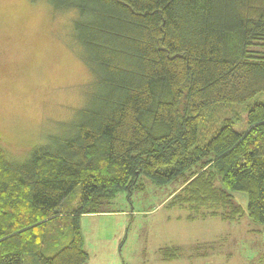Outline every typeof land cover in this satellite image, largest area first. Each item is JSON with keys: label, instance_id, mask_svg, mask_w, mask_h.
I'll list each match as a JSON object with an SVG mask.
<instances>
[{"label": "trees", "instance_id": "1", "mask_svg": "<svg viewBox=\"0 0 264 264\" xmlns=\"http://www.w3.org/2000/svg\"><path fill=\"white\" fill-rule=\"evenodd\" d=\"M47 2L54 11H75L74 41L92 80L73 118L26 159L14 161L0 146V264H23L26 254L35 264H83L80 215L99 213L120 189L139 188L141 176L184 183L210 155L224 188L246 193L248 216L264 224V102L248 109L245 131L226 120L198 142L204 110L264 92V58L252 53L264 45V0ZM76 188L68 236L57 241L54 221ZM184 197L167 203L193 210ZM227 197L219 191L216 202ZM232 206L219 218L242 215ZM191 212L189 220L211 216ZM163 251L168 260L179 250Z\"/></svg>", "mask_w": 264, "mask_h": 264}, {"label": "rangeland", "instance_id": "2", "mask_svg": "<svg viewBox=\"0 0 264 264\" xmlns=\"http://www.w3.org/2000/svg\"><path fill=\"white\" fill-rule=\"evenodd\" d=\"M74 16L73 10L54 11L47 0H0V146L14 161L26 159L85 102L92 76L74 41ZM252 51L264 58V45ZM262 102L264 92L245 102L208 107L199 122L198 142H206L226 120L239 132L245 131L248 109ZM206 160L207 164L194 167L184 183L175 179L152 184L141 176L139 188L120 189L98 205L99 213L84 214L80 229L89 256L85 264H143L145 254H153L155 233L163 231L167 236L177 228L183 255L176 264H264V224L248 216L246 193L224 188L214 167L215 156ZM201 173L208 176L206 183H189ZM75 191L65 198L54 221L52 234L57 241L68 236L64 235L67 220L79 201V188ZM219 191L224 197L228 193V200L216 202ZM174 195L193 202V210L189 205L168 208ZM226 204L240 207L242 215L219 218L232 212L233 206ZM189 211L211 216L189 220ZM48 247L44 253L51 254L53 246ZM23 264H35V259L26 254Z\"/></svg>", "mask_w": 264, "mask_h": 264}, {"label": "crops", "instance_id": "3", "mask_svg": "<svg viewBox=\"0 0 264 264\" xmlns=\"http://www.w3.org/2000/svg\"><path fill=\"white\" fill-rule=\"evenodd\" d=\"M166 206H168V208H171V209L177 208V207H172L169 205H166ZM102 212H108V211H102ZM88 214H90V213H88ZM88 214H85V215H88ZM83 215L79 216V221ZM170 218L171 217L167 216L168 220ZM80 232H81V229H80ZM178 235H179L178 228L175 232L173 229H171V233L170 234L168 233L167 236L164 235L163 231L156 232L155 236L152 238V243H151L153 254L150 255L149 257L145 254V256L143 257L142 263L143 264H176V261H178L179 258H182V255H183L182 250H181L182 245L180 244V239H178ZM82 243H83L84 250H86L85 249L86 243H85V240L83 239V235H82ZM167 247L178 248V250H179L178 254H177L178 256L176 255L175 257L169 258L167 261L164 257V251H163V249H165ZM144 252H147L146 247H145ZM86 254H87V252H86ZM88 259H89V256L83 264H85L88 261Z\"/></svg>", "mask_w": 264, "mask_h": 264}]
</instances>
